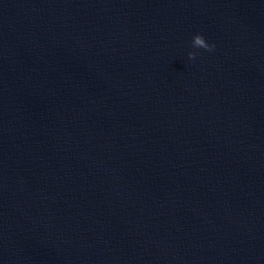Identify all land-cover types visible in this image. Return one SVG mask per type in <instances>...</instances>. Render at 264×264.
I'll list each match as a JSON object with an SVG mask.
<instances>
[{
	"label": "water",
	"instance_id": "obj_1",
	"mask_svg": "<svg viewBox=\"0 0 264 264\" xmlns=\"http://www.w3.org/2000/svg\"><path fill=\"white\" fill-rule=\"evenodd\" d=\"M0 264H264V0H0Z\"/></svg>",
	"mask_w": 264,
	"mask_h": 264
},
{
	"label": "clouds",
	"instance_id": "obj_2",
	"mask_svg": "<svg viewBox=\"0 0 264 264\" xmlns=\"http://www.w3.org/2000/svg\"><path fill=\"white\" fill-rule=\"evenodd\" d=\"M191 46L195 49H204L205 51H213L215 48V45H209L206 43L205 38L200 34L193 36ZM197 55V52H189L188 59L195 60Z\"/></svg>",
	"mask_w": 264,
	"mask_h": 264
}]
</instances>
